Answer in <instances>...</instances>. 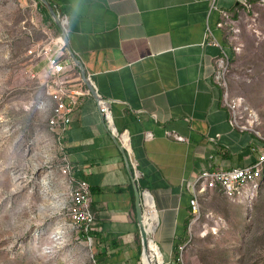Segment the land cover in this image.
<instances>
[{
    "label": "crops",
    "instance_id": "crops-1",
    "mask_svg": "<svg viewBox=\"0 0 264 264\" xmlns=\"http://www.w3.org/2000/svg\"><path fill=\"white\" fill-rule=\"evenodd\" d=\"M48 1L65 18L68 45L99 95L71 59L68 86L81 102L62 144L73 175L90 185L94 262H145L132 178L115 143L124 149L126 137L131 170L134 163L142 174L139 189L151 193L159 212L152 235L159 262L173 264L188 241L191 183L205 170L247 166L261 153L253 149L264 148L253 133L232 126L215 79L221 50L232 57L235 19L258 0ZM99 99L110 103L119 136L107 127Z\"/></svg>",
    "mask_w": 264,
    "mask_h": 264
},
{
    "label": "rangeland",
    "instance_id": "rangeland-1",
    "mask_svg": "<svg viewBox=\"0 0 264 264\" xmlns=\"http://www.w3.org/2000/svg\"><path fill=\"white\" fill-rule=\"evenodd\" d=\"M234 23L240 48L227 44L232 57L220 86L226 103L242 100L256 113L264 135V7L249 6ZM61 38L38 0H0V264H95L70 221L62 141L49 126L56 86L47 53ZM200 203L205 217L173 264H264V185L251 205L219 193Z\"/></svg>",
    "mask_w": 264,
    "mask_h": 264
},
{
    "label": "built area",
    "instance_id": "built-area-1",
    "mask_svg": "<svg viewBox=\"0 0 264 264\" xmlns=\"http://www.w3.org/2000/svg\"><path fill=\"white\" fill-rule=\"evenodd\" d=\"M256 4L264 7V0H258ZM223 16L224 19H229L226 14ZM60 17L66 27L65 18L61 14ZM217 26L220 27L221 24H218ZM236 33H238V30L233 29V34ZM231 38L236 40L235 36H232ZM56 46L58 47V51H50V53H47V64L52 74L55 76L54 85L56 86V90L50 93L53 107L50 112L49 126L51 131L57 134L58 138L62 141V137L67 132L68 126L71 123V115L79 106L81 98L78 93L72 91L68 86L69 72L73 65L63 38L59 39ZM239 48L240 45L233 47V50L238 52ZM229 65L230 59L228 55L221 50L220 56L216 60L215 71V79L219 85L220 83H225V77L228 74ZM98 103L100 112L103 115L110 132L114 136L116 135V137L119 136L114 127L110 103L102 99H99ZM226 107L231 114V124L233 127L240 131L253 133L264 144V135L258 129L259 120L254 111L244 105L242 100L231 101L230 104L226 103ZM120 140L125 151L128 153V138L121 137ZM176 140L182 141V138L176 137ZM61 150L62 159L60 172L62 176L67 178L66 186L69 193L68 212L70 221L75 229L88 237L86 240L92 245L90 233L94 231L96 218L92 209L90 185L86 181L76 179L73 175V169L68 158V153L65 151L66 148L63 144H61ZM260 150L261 153L259 154L257 161L247 166L227 171L205 170L200 173L193 183H191L192 193L189 206L193 220L189 224V231L194 224L200 221L201 218L205 217L203 216L200 203V196L205 193L217 192L229 201L239 205H251L257 199L261 187L264 185V148L256 146L253 149L255 153L260 152ZM132 167L134 170V180L139 184L142 174L135 167L134 163H132ZM141 193L143 196L144 212L146 214V194L151 195V193L146 190ZM218 223H221L220 220L213 222L215 228H218ZM202 229H205L204 225L202 226ZM187 242L178 247L179 258L181 257Z\"/></svg>",
    "mask_w": 264,
    "mask_h": 264
},
{
    "label": "water",
    "instance_id": "water-1",
    "mask_svg": "<svg viewBox=\"0 0 264 264\" xmlns=\"http://www.w3.org/2000/svg\"><path fill=\"white\" fill-rule=\"evenodd\" d=\"M39 1L47 7V9H48V11H49V13L51 15L52 20L54 21L56 26L60 29V31L63 33V38L65 40V43H66V46H67V50L69 51L70 57L73 60L74 64L77 66L78 69H80L81 77H82V80H83L84 84L87 86V88L92 93V95L95 98L98 99L99 95L96 92V90L94 89L91 81L87 77L82 64L77 59V57L72 53V51H71V49H70V47L68 45V38H67V35H66V27L64 26V23L61 20L60 14L56 11L55 7L48 0H39ZM115 143L118 145V147L120 148V150L122 151V153L125 156L127 169H128V171L130 173V176L132 178V183H133V187H134V190H135L137 222H138V225H139L140 234H141V240H142L141 263H143L142 260H143V257L145 255V248H146V241H147L146 240L147 228H146V225H145V222H144L145 212H144V207H143V196H142V193H141V191L139 189L138 183L134 180L133 171L131 170L129 158L126 155L125 150L121 147V145L119 144V142H118V140L116 138H115Z\"/></svg>",
    "mask_w": 264,
    "mask_h": 264
},
{
    "label": "bare ground",
    "instance_id": "bare-ground-1",
    "mask_svg": "<svg viewBox=\"0 0 264 264\" xmlns=\"http://www.w3.org/2000/svg\"><path fill=\"white\" fill-rule=\"evenodd\" d=\"M145 206L146 208L147 206L149 207V216L147 221L146 214L144 217V222L147 228V241L143 260L145 261L144 264L146 262V264H159L158 252L155 249V243L152 242V235L156 231V228H158L159 212L157 211L154 200L150 194H146Z\"/></svg>",
    "mask_w": 264,
    "mask_h": 264
},
{
    "label": "trees",
    "instance_id": "trees-1",
    "mask_svg": "<svg viewBox=\"0 0 264 264\" xmlns=\"http://www.w3.org/2000/svg\"><path fill=\"white\" fill-rule=\"evenodd\" d=\"M38 4H39V6L41 7V9L44 11V13L50 18V20L52 19L51 18V15H50V13H49V11H48V9H47V7L44 5V4H42L39 0H38ZM61 15H62V13H61ZM53 21V20H52ZM54 22V21H53ZM55 24V23H54ZM56 25V24H55ZM57 27V26H56ZM58 28V27H57ZM59 29V28H58ZM163 264V263H162Z\"/></svg>",
    "mask_w": 264,
    "mask_h": 264
}]
</instances>
